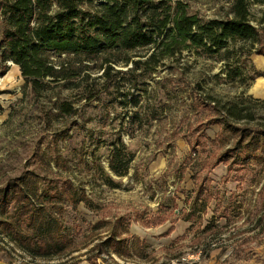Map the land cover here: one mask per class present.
Returning a JSON list of instances; mask_svg holds the SVG:
<instances>
[{
    "label": "rangeland",
    "instance_id": "obj_1",
    "mask_svg": "<svg viewBox=\"0 0 264 264\" xmlns=\"http://www.w3.org/2000/svg\"><path fill=\"white\" fill-rule=\"evenodd\" d=\"M183 1L189 3L190 11L210 19L224 17L234 0ZM251 8L255 23L264 20V4ZM250 46L248 42L246 47ZM197 51H186L175 69L169 67V61L147 79L148 93L140 110L123 109L119 99L108 95L87 101L81 87L75 85H52L45 96L35 98L19 66L8 63L9 70L0 75V185L36 167L44 174L35 155L40 149L49 159L57 136L68 162L66 174L89 194L94 205L90 208L81 203L77 211H64L68 226L77 227L76 239L87 241V248L48 260L9 245L16 258L10 263L3 244L0 264H264V158H250L241 169L232 163L229 176L227 165L214 170L207 166L213 156L235 143L217 121L224 114L223 104L238 103L252 116L232 118L235 124L256 130L264 126V99L250 90L257 73L264 74V55L252 50L242 62L228 63L224 51L212 57ZM91 72L98 78L96 84H102V72ZM179 72L184 74L178 77ZM173 87L176 90L168 96L166 91ZM195 93L211 106L196 113L191 98ZM65 101L77 109L75 116L57 109V103ZM148 103L161 118L143 117ZM134 110L142 112V120L132 121ZM208 119L212 121L208 129L212 141L208 153L196 155L189 141L194 140L199 121ZM119 135L133 156L125 176L114 174L109 167L111 142ZM207 175L213 180L211 197L199 193L200 182ZM121 216L132 224V233L123 237L132 244L136 241L133 235L138 236L146 244L144 253L139 248L122 257L102 251L96 257L99 252L89 250L108 235ZM104 220L112 223L93 227Z\"/></svg>",
    "mask_w": 264,
    "mask_h": 264
},
{
    "label": "trees",
    "instance_id": "obj_2",
    "mask_svg": "<svg viewBox=\"0 0 264 264\" xmlns=\"http://www.w3.org/2000/svg\"><path fill=\"white\" fill-rule=\"evenodd\" d=\"M252 4L263 5L264 0H234L224 17L206 19L190 11L189 3L183 0H0V75L13 62L19 66L35 98L45 96L52 85L66 88L75 85L81 87L80 93L87 101L108 95L119 99L123 109L140 110L148 93L144 86L147 79L169 61V67L175 69L186 51L195 49L209 57L224 51L228 63L242 62L252 50L264 55V20L255 23ZM238 69L235 74L239 75ZM91 70L102 72L99 77L104 80L102 84H96L98 78H93ZM182 74L179 72L178 77ZM260 75L258 72L256 77ZM171 90L176 88L167 90L168 96ZM196 93L191 96L192 105L199 113L211 103ZM57 109L70 117L77 114L68 101L57 103ZM139 110H134L132 121L161 118L150 103L143 117ZM222 111L224 114L217 121L222 130L232 134L235 143L213 156L207 166L214 170L221 164L227 165L229 176L232 163L241 169L250 158H264V126L256 130L235 124L232 118H252L238 103L229 101L222 105ZM211 126L208 119L199 121L195 127V138L189 143L196 155L208 151ZM111 145L110 170L125 176L133 156L126 151L121 135ZM53 147L49 159L40 149L35 155L44 174L36 167L0 185V245L6 244L3 251L10 263H15L16 258L9 245L31 257L48 260L72 255L89 246L87 241L81 243L76 239L77 227L68 226L64 211H77L81 203L92 208L93 200L66 174L68 162L58 146L57 136ZM259 150L263 153L259 154ZM212 181L208 175L201 180L199 193L211 197ZM111 223L104 220L93 227ZM131 225L118 217L108 235L89 251L97 250L96 257L102 251L122 257L131 256L139 248L144 253L146 244H141L138 236L133 235L136 241L132 244L123 237L132 233Z\"/></svg>",
    "mask_w": 264,
    "mask_h": 264
},
{
    "label": "crops",
    "instance_id": "obj_3",
    "mask_svg": "<svg viewBox=\"0 0 264 264\" xmlns=\"http://www.w3.org/2000/svg\"><path fill=\"white\" fill-rule=\"evenodd\" d=\"M250 90L255 97L264 99V74L256 78Z\"/></svg>",
    "mask_w": 264,
    "mask_h": 264
}]
</instances>
